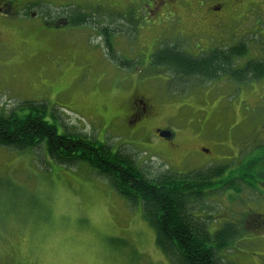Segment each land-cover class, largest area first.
Listing matches in <instances>:
<instances>
[{
	"label": "rangeland",
	"instance_id": "rangeland-1",
	"mask_svg": "<svg viewBox=\"0 0 264 264\" xmlns=\"http://www.w3.org/2000/svg\"><path fill=\"white\" fill-rule=\"evenodd\" d=\"M31 1L13 17L0 16V112L27 102L43 105L45 120L60 135L79 133L114 152L125 150L155 174H182L214 165L215 141L224 137L230 110L246 109L242 100L254 106L262 95L263 83H186L151 62L164 45L195 55L221 41L224 48L246 44L240 66L258 60L256 53L264 56L260 14L238 0H181L162 8L161 0ZM46 7L52 18H45ZM70 7L83 10L89 22L71 23ZM122 24L109 41L129 67L113 59L100 33ZM138 96L154 105L155 114L131 123ZM165 128L175 132L180 150L171 152L155 134ZM223 188L197 213L213 216L211 231L264 204L238 197H256L251 191ZM220 258L264 264V238L246 230ZM0 264L171 263L156 246L140 204L131 205L83 163L55 164L41 145L35 151L0 147Z\"/></svg>",
	"mask_w": 264,
	"mask_h": 264
},
{
	"label": "trees",
	"instance_id": "trees-1",
	"mask_svg": "<svg viewBox=\"0 0 264 264\" xmlns=\"http://www.w3.org/2000/svg\"><path fill=\"white\" fill-rule=\"evenodd\" d=\"M66 10V14H72L71 23L86 25L89 22L90 17L83 10L73 7ZM46 12L45 18L53 17L49 7ZM122 27L123 24L103 26L100 33L113 59L129 67L130 63L118 60L109 41V35L121 32ZM248 53L246 44L239 42L236 46H220L203 56L193 57L178 45L170 44L154 53L151 62L167 68L177 80L185 82L214 81L227 75L229 80L248 85L264 78V61L260 58L240 66ZM45 112L43 105L33 102L17 106L9 114L0 112V147L35 151L44 145L55 164L87 165L108 180L131 205H141L145 220L156 233V246L171 264H227L222 263L220 254L240 236L239 230L232 223H226L222 228L217 226L220 228L217 231H211L213 216L197 213L217 189H238L237 178L229 177L230 183L226 184L222 177L225 169L215 164L182 174L171 170L155 174L140 167L136 156L125 150L114 152L109 145L79 133L60 135L56 126L45 120Z\"/></svg>",
	"mask_w": 264,
	"mask_h": 264
},
{
	"label": "flooded vegetation",
	"instance_id": "flooded-vegetation-1",
	"mask_svg": "<svg viewBox=\"0 0 264 264\" xmlns=\"http://www.w3.org/2000/svg\"><path fill=\"white\" fill-rule=\"evenodd\" d=\"M180 1L181 0H161L158 4L159 7L161 6L162 8V5L163 7H167L176 5ZM238 1L245 3L247 8L249 7L252 11L260 14L257 25L261 22L264 29V0ZM30 2L32 1L0 0V16L13 17L18 14V11L25 10V7ZM61 23L67 24L65 19H61ZM220 46H224L223 41H221ZM214 49L215 47L212 46L206 51H200L195 55H191L193 57H200ZM256 55L258 59L263 58L264 61L262 53H256ZM220 79L222 83H226L229 80L227 75L221 76ZM217 80L209 82H215ZM253 83H263L262 95L259 97L258 101L255 102L254 106L247 100H242V104H247L246 109L243 110L239 106H235L230 110L232 116H230L229 119L227 118L226 124L224 125V137L221 142L215 141L214 145L219 155L214 153L215 156L213 158L215 165H221V167L225 169L222 177L226 181V184L230 183L229 177L231 179L237 178V186L240 188V191L243 190V193L251 191L252 194H256V197L254 195H251V197H241L242 193H239L240 196L238 197L247 204L252 202L256 204L258 199H264V192H261V189L264 190V78L252 82L251 84ZM153 114H155L154 105L147 98L144 96L134 98L132 102V116L130 117L131 123L144 121L145 119L151 118ZM164 131L171 132L172 137L168 139L161 137L160 133ZM155 134L168 143L171 152L180 150L181 147L176 142L175 132L165 128L156 129ZM211 166L213 165H206L199 170L207 169ZM217 190L216 192H218ZM248 198L251 201H247ZM237 221L238 223H231L241 234L246 230H250L254 234L264 238V204L261 205V211L257 212L251 207L247 214H245L241 220ZM226 223L230 222H225V224ZM225 224L219 227L222 228ZM219 227H216L214 231H217Z\"/></svg>",
	"mask_w": 264,
	"mask_h": 264
},
{
	"label": "water",
	"instance_id": "water-1",
	"mask_svg": "<svg viewBox=\"0 0 264 264\" xmlns=\"http://www.w3.org/2000/svg\"><path fill=\"white\" fill-rule=\"evenodd\" d=\"M160 136L163 137V138L168 139V138H171L172 137V133L169 132V131H164V132H161L160 133Z\"/></svg>",
	"mask_w": 264,
	"mask_h": 264
}]
</instances>
